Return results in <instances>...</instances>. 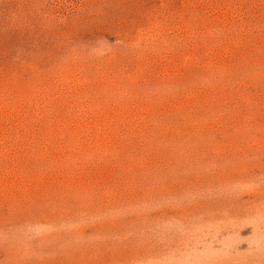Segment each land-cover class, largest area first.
<instances>
[{
	"label": "rangeland",
	"instance_id": "1",
	"mask_svg": "<svg viewBox=\"0 0 264 264\" xmlns=\"http://www.w3.org/2000/svg\"><path fill=\"white\" fill-rule=\"evenodd\" d=\"M0 264H264V0H0Z\"/></svg>",
	"mask_w": 264,
	"mask_h": 264
}]
</instances>
